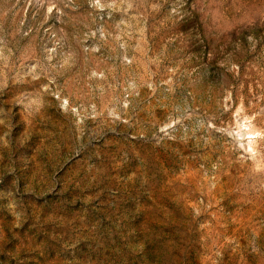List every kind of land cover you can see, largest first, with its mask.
Wrapping results in <instances>:
<instances>
[{
  "label": "rangeland",
  "instance_id": "1",
  "mask_svg": "<svg viewBox=\"0 0 264 264\" xmlns=\"http://www.w3.org/2000/svg\"><path fill=\"white\" fill-rule=\"evenodd\" d=\"M0 264H264V0H0Z\"/></svg>",
  "mask_w": 264,
  "mask_h": 264
}]
</instances>
